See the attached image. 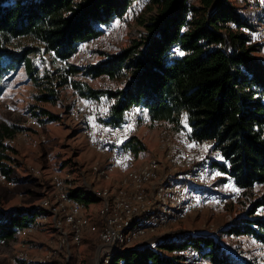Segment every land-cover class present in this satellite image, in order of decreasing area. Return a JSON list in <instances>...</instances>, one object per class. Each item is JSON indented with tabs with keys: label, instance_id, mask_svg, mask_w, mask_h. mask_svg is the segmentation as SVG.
Returning <instances> with one entry per match:
<instances>
[{
	"label": "trees",
	"instance_id": "obj_1",
	"mask_svg": "<svg viewBox=\"0 0 264 264\" xmlns=\"http://www.w3.org/2000/svg\"><path fill=\"white\" fill-rule=\"evenodd\" d=\"M135 1L0 0V98L21 68L39 82L40 67L32 55L42 52L65 67L64 75L55 78L61 85L72 77L71 83L84 95L114 97L113 122H121L132 103H139L151 120L177 124L186 115L194 136L218 140L217 147L241 188L264 183V58L259 55L263 49L229 25L233 20L247 26L253 16L240 14L233 0H200L199 5L189 0H144L140 8L148 5L152 10L143 21L147 31L142 40L94 64L74 65L71 58L79 43L99 34L111 18L138 10ZM24 38L31 39L33 46L20 47L17 42ZM177 48L183 55L176 53ZM82 74L93 79L108 74L112 80L127 76L128 85L117 91L96 89L80 79ZM53 75L47 73L45 78L53 82ZM43 114L54 117L45 110ZM138 146L143 147L141 141L134 145ZM221 167L226 168V163ZM71 195L82 203L90 201L80 189ZM261 208L264 193L256 196L244 217L222 232L253 233L264 241V215L257 214ZM44 214L39 206L0 210V241L15 239L19 230ZM187 246L202 251L203 264H248L205 234H189L184 241L157 248L128 249L117 258L126 264H197L175 254ZM251 264L264 262L258 258Z\"/></svg>",
	"mask_w": 264,
	"mask_h": 264
},
{
	"label": "built area",
	"instance_id": "obj_2",
	"mask_svg": "<svg viewBox=\"0 0 264 264\" xmlns=\"http://www.w3.org/2000/svg\"><path fill=\"white\" fill-rule=\"evenodd\" d=\"M143 1L136 0V7ZM193 2L197 0H189V4ZM233 3L240 14L253 17L247 26H238L231 20V28L246 35L250 44L264 49V0H233ZM131 17L132 11H128L111 18L99 34L79 43L71 62L78 66L96 63L102 52L113 49V39L127 27ZM181 52L176 49V53ZM103 77L109 78V75ZM80 78L94 81L85 74ZM70 85L73 87L72 83ZM66 100L67 115L80 125L84 142L102 156L90 165L92 180L88 187L78 186L76 171L68 169L49 175L39 201L45 214L33 225L19 230L15 239L24 241L38 226L45 224L52 225L57 238L49 240L47 250L36 255L23 242L10 258L12 264L28 260L34 264H50L71 243L80 246L87 231L99 232L93 264H126L124 259L117 258L119 253L184 241L190 233L175 230V225L203 210L223 209L239 201L249 188L264 187V183L257 182L249 188H241L229 172V162L217 147L218 140L194 136L186 115L177 124L151 120L139 103H132L124 110L122 121L115 123L112 121L114 97L87 96L73 87ZM30 120L38 125L36 120ZM144 134L157 139L155 149L134 147ZM222 163H226V168L221 167ZM33 171L42 176V170ZM8 184L12 185V181ZM78 189L83 197L99 201L101 225L91 222L86 206L71 195ZM257 214L264 215V209H259ZM216 230L217 226L209 223L201 232ZM240 237L258 242L264 251V241L253 233ZM175 254L184 255L189 263H204L202 251L196 246L176 250ZM260 260L264 262V257Z\"/></svg>",
	"mask_w": 264,
	"mask_h": 264
},
{
	"label": "rangeland",
	"instance_id": "obj_3",
	"mask_svg": "<svg viewBox=\"0 0 264 264\" xmlns=\"http://www.w3.org/2000/svg\"><path fill=\"white\" fill-rule=\"evenodd\" d=\"M197 1L199 5L200 0ZM137 9L132 12L127 27L113 39L115 41L113 49L102 52L104 55L98 59L107 54L119 53L142 40V36L147 31L143 21L148 19L152 9L148 5ZM139 16L142 18H138ZM17 43L20 44V47L33 46L29 38L21 39ZM259 55L264 58V49ZM32 58L35 64L40 67L39 82L31 80L24 68H21L14 74L8 83L6 93L0 98L1 208L33 205L40 201L44 192L43 188L49 182L50 174H47L50 173L49 169L60 172L68 169L77 171V181L89 180L91 163L102 156L84 142L80 125L67 115L66 96L72 94L73 87H75L74 83H72L73 87L70 85L73 78H67L71 79L70 83L61 85V80L55 78L60 74L64 75L63 64L52 62L50 57L44 56L42 52L32 55ZM49 71L54 72L53 82H49L51 78H45V75L50 73ZM127 78L126 76L124 80H112L100 76L90 84L96 89L106 87L117 91L126 88ZM50 87L55 89L53 93L47 91ZM44 95H49V100H45ZM43 110L48 111L54 117L49 119V116L43 114ZM30 119L36 120L38 125H33ZM141 141H143V147L149 149H155L158 143L154 136L146 134L141 136ZM35 169L42 170V176L36 175L33 171ZM9 181H12V185L8 184ZM262 193H264V187L251 191L239 201L227 205L223 209H206L192 214L188 219L175 225L174 229L190 234H205L215 238L217 236L216 240L227 251L248 264L254 263L258 258L264 257V251L259 243L252 240L247 241L240 236H230L223 233L222 230L244 217L252 205V201ZM88 199L90 201L83 202V204L86 206L87 212L91 214V222L99 226L101 225V219L98 216L99 201H95L91 197ZM92 201L95 203L90 208L88 204ZM209 223H214L217 230L213 233H202V228ZM98 233V231L85 232L80 246L71 243L50 264H93ZM56 238L57 234L52 225L45 224L38 226V230L29 234L24 241L14 238L2 240L0 241V264H12L10 258L22 247L23 242L29 244L33 255H36L46 251L50 243L49 240ZM19 264H34V262L19 261Z\"/></svg>",
	"mask_w": 264,
	"mask_h": 264
},
{
	"label": "crops",
	"instance_id": "obj_4",
	"mask_svg": "<svg viewBox=\"0 0 264 264\" xmlns=\"http://www.w3.org/2000/svg\"><path fill=\"white\" fill-rule=\"evenodd\" d=\"M50 167V166H49ZM56 170H51V169H49V172L50 173H47V174H52L53 172H55ZM77 172V171H76ZM80 172V171H79ZM83 172V171H82ZM82 172H80V173H82ZM78 173V172H77ZM88 179L89 180H86V179H82V180H80V181H77V183H78V186L79 187H82V188H85V187H88V186H90V184H91V180H92V177H91V175H89L88 176ZM45 188H46V186L43 188V190H45ZM95 203V201H92L89 205H90V208H92L91 207V205H93ZM39 206V201L37 202V203H34L33 205H23V206H21V207H38ZM17 206H11V207H7V208H1L0 207V210H3V211H10V210H12V209H15ZM42 228H44V227H42ZM27 244V243H26ZM29 245V244H28Z\"/></svg>",
	"mask_w": 264,
	"mask_h": 264
},
{
	"label": "snow or ice",
	"instance_id": "obj_5",
	"mask_svg": "<svg viewBox=\"0 0 264 264\" xmlns=\"http://www.w3.org/2000/svg\"><path fill=\"white\" fill-rule=\"evenodd\" d=\"M180 55H183V53H180ZM192 146H195V145H192Z\"/></svg>",
	"mask_w": 264,
	"mask_h": 264
}]
</instances>
